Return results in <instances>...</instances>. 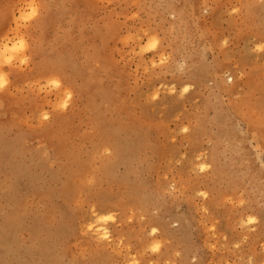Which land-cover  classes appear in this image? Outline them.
Returning <instances> with one entry per match:
<instances>
[{
    "label": "rangeland",
    "instance_id": "rangeland-1",
    "mask_svg": "<svg viewBox=\"0 0 264 264\" xmlns=\"http://www.w3.org/2000/svg\"><path fill=\"white\" fill-rule=\"evenodd\" d=\"M27 4L0 0V46L28 45L0 91V264H264V0H35L17 33Z\"/></svg>",
    "mask_w": 264,
    "mask_h": 264
},
{
    "label": "clouds",
    "instance_id": "clouds-1",
    "mask_svg": "<svg viewBox=\"0 0 264 264\" xmlns=\"http://www.w3.org/2000/svg\"><path fill=\"white\" fill-rule=\"evenodd\" d=\"M27 8L30 9L28 12L22 11L21 14L15 18L14 23L16 27L13 31L19 33L20 29L24 26L21 22L26 24L27 21L34 19L38 14L37 5L35 4V0H28ZM30 17V18H29ZM4 42L2 46H0V91L4 89L5 83L7 81V73L4 72L5 68H10L13 65V61L18 59V67L25 66L28 63V57L25 53L28 51V45L25 38L22 35H17L15 37L9 38L6 35L3 38ZM159 40L153 37L149 43L141 49L142 54H147L150 52H155L158 48ZM262 46L258 45L256 51H261ZM168 62V57L161 53L158 57L157 61H152V67H163ZM163 87V85H161ZM190 91V86L186 85L182 89V95L187 94ZM169 94H175V86L173 85ZM159 98V93L157 92L152 96V100L155 101ZM252 221L250 220L249 223ZM156 230L153 229V234H155ZM159 250V245L152 249L153 252Z\"/></svg>",
    "mask_w": 264,
    "mask_h": 264
},
{
    "label": "bare ground",
    "instance_id": "bare-ground-1",
    "mask_svg": "<svg viewBox=\"0 0 264 264\" xmlns=\"http://www.w3.org/2000/svg\"><path fill=\"white\" fill-rule=\"evenodd\" d=\"M89 230L93 231V228L91 227V224L89 225ZM101 230V229H100ZM100 236L99 239L101 240H108L110 238V233L109 231H107L105 228H103L98 234L97 236ZM96 236V235H95Z\"/></svg>",
    "mask_w": 264,
    "mask_h": 264
},
{
    "label": "snow or ice",
    "instance_id": "snow-or-ice-1",
    "mask_svg": "<svg viewBox=\"0 0 264 264\" xmlns=\"http://www.w3.org/2000/svg\"><path fill=\"white\" fill-rule=\"evenodd\" d=\"M29 18H30V17H29ZM261 46H262V49H261V51H264V44H262ZM57 87H59V85H58V84H57ZM45 119H47V117H45ZM184 131H185V132H187V131H188V129H187V128H185V129H184ZM201 170L203 171V169H201ZM108 219H111V217H109Z\"/></svg>",
    "mask_w": 264,
    "mask_h": 264
}]
</instances>
